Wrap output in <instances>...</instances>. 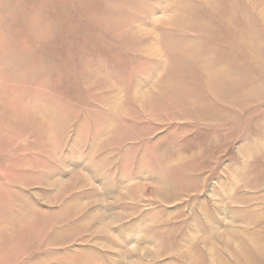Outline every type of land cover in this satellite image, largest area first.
Here are the masks:
<instances>
[{"label":"rangeland","instance_id":"374dc122","mask_svg":"<svg viewBox=\"0 0 264 264\" xmlns=\"http://www.w3.org/2000/svg\"><path fill=\"white\" fill-rule=\"evenodd\" d=\"M0 264H264V0H0Z\"/></svg>","mask_w":264,"mask_h":264}]
</instances>
